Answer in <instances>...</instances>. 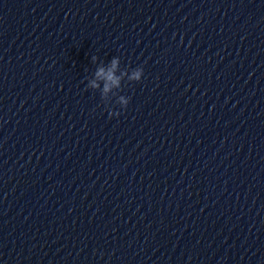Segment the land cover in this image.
Masks as SVG:
<instances>
[{
  "label": "clouds",
  "instance_id": "clouds-1",
  "mask_svg": "<svg viewBox=\"0 0 264 264\" xmlns=\"http://www.w3.org/2000/svg\"><path fill=\"white\" fill-rule=\"evenodd\" d=\"M120 66L119 57H113L111 60L110 66L107 68L101 66L98 67L95 71V79H92L88 82L87 88L98 89L100 85L97 83L98 80H103L104 85L101 90V98L107 96V94L113 90H116V103L120 106L121 109H126L127 105L130 102V97L123 95H118V90L121 89L122 81L127 79L129 82H140L143 77V68L137 67L132 69L130 72L127 69H123L120 72V75H116V71ZM119 111H114L109 109V117L119 116Z\"/></svg>",
  "mask_w": 264,
  "mask_h": 264
}]
</instances>
